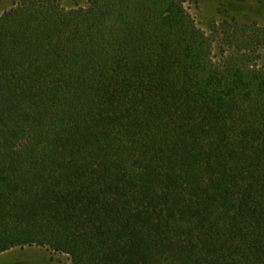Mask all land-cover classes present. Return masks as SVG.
<instances>
[{"label":"trees","instance_id":"16d2710c","mask_svg":"<svg viewBox=\"0 0 264 264\" xmlns=\"http://www.w3.org/2000/svg\"><path fill=\"white\" fill-rule=\"evenodd\" d=\"M82 1L0 14V255L264 264V37L216 61L183 0Z\"/></svg>","mask_w":264,"mask_h":264},{"label":"rangeland","instance_id":"374dc122","mask_svg":"<svg viewBox=\"0 0 264 264\" xmlns=\"http://www.w3.org/2000/svg\"><path fill=\"white\" fill-rule=\"evenodd\" d=\"M197 26L213 40L212 56L218 61L238 52L245 38L264 37V0L233 3L229 0H183ZM13 0H0V14ZM82 0H63L66 9L84 6ZM255 62L264 69V42H258ZM0 264H71L67 255L39 247L16 248L0 255Z\"/></svg>","mask_w":264,"mask_h":264}]
</instances>
